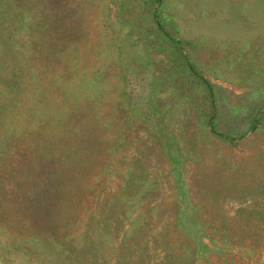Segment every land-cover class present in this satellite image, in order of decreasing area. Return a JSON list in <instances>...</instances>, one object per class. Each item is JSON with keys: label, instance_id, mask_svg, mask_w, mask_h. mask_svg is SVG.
Returning <instances> with one entry per match:
<instances>
[{"label": "rangeland", "instance_id": "rangeland-1", "mask_svg": "<svg viewBox=\"0 0 264 264\" xmlns=\"http://www.w3.org/2000/svg\"><path fill=\"white\" fill-rule=\"evenodd\" d=\"M0 264H264V0H0Z\"/></svg>", "mask_w": 264, "mask_h": 264}]
</instances>
